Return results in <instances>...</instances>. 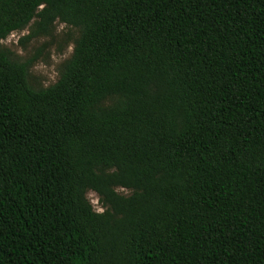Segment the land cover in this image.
Instances as JSON below:
<instances>
[{"label": "trees", "instance_id": "1", "mask_svg": "<svg viewBox=\"0 0 264 264\" xmlns=\"http://www.w3.org/2000/svg\"><path fill=\"white\" fill-rule=\"evenodd\" d=\"M56 22L50 87L0 47V264H264V0H0Z\"/></svg>", "mask_w": 264, "mask_h": 264}, {"label": "rangeland", "instance_id": "2", "mask_svg": "<svg viewBox=\"0 0 264 264\" xmlns=\"http://www.w3.org/2000/svg\"><path fill=\"white\" fill-rule=\"evenodd\" d=\"M30 32L29 28L15 31L0 41V47L8 48L13 59L30 64L29 81L34 88L50 87L58 81L64 64L71 58L80 31L56 22L52 34H41L22 42V38ZM117 191L124 195L131 192L124 188H117ZM87 197L96 211L105 210L95 191L89 190Z\"/></svg>", "mask_w": 264, "mask_h": 264}]
</instances>
